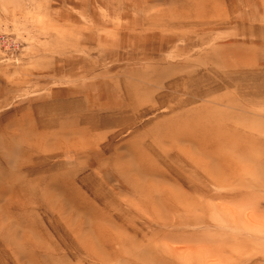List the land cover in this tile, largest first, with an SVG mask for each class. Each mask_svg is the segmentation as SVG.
I'll use <instances>...</instances> for the list:
<instances>
[{
  "label": "rangeland",
  "instance_id": "374dc122",
  "mask_svg": "<svg viewBox=\"0 0 264 264\" xmlns=\"http://www.w3.org/2000/svg\"><path fill=\"white\" fill-rule=\"evenodd\" d=\"M35 262L264 264V0H0V264Z\"/></svg>",
  "mask_w": 264,
  "mask_h": 264
},
{
  "label": "bare ground",
  "instance_id": "6f19581e",
  "mask_svg": "<svg viewBox=\"0 0 264 264\" xmlns=\"http://www.w3.org/2000/svg\"><path fill=\"white\" fill-rule=\"evenodd\" d=\"M198 137V136H197ZM189 139V138H188ZM180 141V140H179ZM196 150V149H195ZM194 152V151H193ZM214 152H215V154H214V158L219 162V163H215V164H217L216 166V170L214 171V169H213V171L214 172H212L211 171V169H208V171H209V173H210V175H212V174H215L216 176H215V178L217 179H214V180H216V184L217 185H220V184H222V182L220 181L221 179H225V180H227V177H230L231 178V176L232 175H234V173L232 172V171H230V168H227L226 166H224V162H225V160H227L228 158H230L231 156H233L231 153H230V151H226V150H220V149H214ZM192 153V152H191ZM199 153V152H198ZM206 154V153H205ZM243 155V154H242ZM250 155V154H249ZM238 156V155H237ZM244 156H246V154H244ZM247 157H249V156H246V158H245V160L247 159ZM251 157V156H250ZM252 158V157H251ZM250 158H248V161H250L249 160ZM242 160V159H241ZM244 160V159H243ZM239 161V160H238ZM215 162V161H214ZM235 163H237L238 164V162H235ZM220 165V166H219ZM238 166V165H237ZM241 167V166H240ZM244 168V167H243ZM246 169L244 170V172L245 173H251L252 172V169H250V167H248V165H247V167H245ZM242 169V168H241ZM238 170V169H237ZM240 172V171H239ZM243 172V171H242ZM212 173V174H211ZM234 177V176H233ZM233 177H232V179H233ZM221 178V179H220ZM210 179V178H209ZM212 179H213V177H212ZM211 180V179H210ZM222 180V181H223ZM62 200V199H61ZM190 205V204H189ZM249 216V215H248ZM97 227V226H96ZM98 232L99 231V228H96V229H94V233L95 232ZM31 232L32 233H24L21 237H22V239H16V245H25V244H28L29 246H31V244H34V245H36V246H38V247H40V250L41 249H43V250H46L47 251V254H48V256L49 255H51V254H53L52 252H48V250L46 249V246H45V244H44V242H45V240H44V234H42V236L43 237H41V236H39V235H37L36 234V232H34L33 230H31ZM18 233V231H16L15 232V234H17ZM93 233V234H94ZM93 234H92V236H93ZM46 239H47V236L45 237ZM119 238V237H118ZM34 239H36V240H38V241H40L39 243L41 244H37L36 242H35V240ZM99 239V238H98ZM41 242H43V243H41ZM101 246V245H100ZM55 252H57L56 251V249L54 250ZM20 254H22L21 252H19ZM56 254V253H55ZM23 255V254H22ZM25 255V254H24ZM26 256V255H25ZM54 256V255H53ZM29 257V256H28ZM146 257H147V255H146ZM33 259V258H32ZM31 262V261H30ZM36 264H40V263H37V262H35ZM44 263V262H43ZM32 264V263H31ZM34 264V263H33ZM45 264V263H44Z\"/></svg>",
  "mask_w": 264,
  "mask_h": 264
}]
</instances>
